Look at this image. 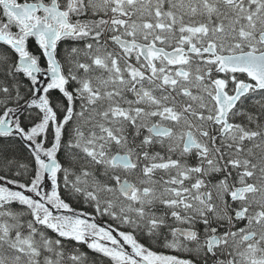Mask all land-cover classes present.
Wrapping results in <instances>:
<instances>
[{"label":"snow or ice","instance_id":"obj_1","mask_svg":"<svg viewBox=\"0 0 264 264\" xmlns=\"http://www.w3.org/2000/svg\"><path fill=\"white\" fill-rule=\"evenodd\" d=\"M0 264H264V0H0Z\"/></svg>","mask_w":264,"mask_h":264},{"label":"trees","instance_id":"obj_2","mask_svg":"<svg viewBox=\"0 0 264 264\" xmlns=\"http://www.w3.org/2000/svg\"><path fill=\"white\" fill-rule=\"evenodd\" d=\"M17 155H20V153H17Z\"/></svg>","mask_w":264,"mask_h":264}]
</instances>
